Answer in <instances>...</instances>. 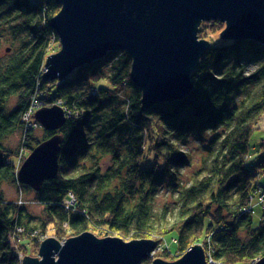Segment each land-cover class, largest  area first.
Returning <instances> with one entry per match:
<instances>
[{
    "label": "trees",
    "instance_id": "trees-1",
    "mask_svg": "<svg viewBox=\"0 0 264 264\" xmlns=\"http://www.w3.org/2000/svg\"><path fill=\"white\" fill-rule=\"evenodd\" d=\"M62 6L61 0H0V31L11 25L20 36L15 53L0 60V185L17 184L23 198L24 190H33L18 181L19 167L10 157L19 149L7 146L11 136L28 133L22 150L55 133L63 136L57 176L33 191L43 205L39 222L27 219L28 203L19 205L0 191V264H21L10 240L17 226L24 228L23 248L22 240L37 241L35 233L52 227L58 240L92 232L160 244L170 236L176 249H164V257L200 244L221 264L262 258L264 190L258 178L264 158L250 164L249 153L264 116V44L224 38L210 44L191 72L190 94L147 108L126 51L109 52L62 79H45L47 57L60 42L51 21ZM222 27L219 20L204 21L199 38L205 39V28ZM34 95L60 99L67 110L65 123L43 129L41 138L22 121ZM13 98L16 106L9 110ZM202 133L210 136L200 138L204 154L193 162L184 147L191 135ZM163 188L175 206L156 217L154 201ZM70 192L76 201L67 207Z\"/></svg>",
    "mask_w": 264,
    "mask_h": 264
},
{
    "label": "water",
    "instance_id": "water-1",
    "mask_svg": "<svg viewBox=\"0 0 264 264\" xmlns=\"http://www.w3.org/2000/svg\"><path fill=\"white\" fill-rule=\"evenodd\" d=\"M52 19L61 50L49 55L45 79H62L76 67L92 63L112 51H126L133 59L131 77L142 90L143 103L184 98L193 90L191 72L209 48L199 38V25L219 20L224 39L254 40L264 44V0H61ZM46 130H58L66 120L53 105L35 114ZM63 136L40 142L17 171L18 181L39 190L59 171ZM4 152L0 149V160ZM157 246L153 239L125 240L98 237L92 232L66 239L46 238L40 256L26 255L22 264H140ZM264 264V256L253 261ZM152 264H209L203 247L193 245L176 261L156 258Z\"/></svg>",
    "mask_w": 264,
    "mask_h": 264
},
{
    "label": "rangeland",
    "instance_id": "rangeland-1",
    "mask_svg": "<svg viewBox=\"0 0 264 264\" xmlns=\"http://www.w3.org/2000/svg\"><path fill=\"white\" fill-rule=\"evenodd\" d=\"M206 34H205V40H208V42L212 45L215 42H221L222 36L221 32L223 31L224 27H222L219 30H216L215 32L211 31L210 28H205ZM14 29L11 27V25H6L2 31H0V60H5L9 57H11L15 50L19 48L20 43V36L15 34ZM199 35V34H198ZM61 43H55L52 46V49L50 50V54L56 53L61 50ZM256 63H252L249 66V69H254ZM16 106V98L11 99V102L9 103V110L14 108ZM40 127L36 129H30V132L32 131L34 133L35 137H43L44 136V128L42 127V124L40 121ZM46 130V129H45ZM209 133H202L200 136L191 135L189 139L186 142L187 147H184L186 150H188L193 158V162L199 161L200 158L204 154V150L201 145L200 138L205 137L207 138ZM28 138V133L22 131L18 132L15 135L11 136L8 140V145L10 146L15 152L17 149H19V152L17 151L16 154L10 157V160L15 164V166L18 168L21 166V164L24 162L26 157L30 154L31 149H25L20 156L21 152V145L22 143ZM249 163L254 164L258 163L262 158H264V116L259 120L258 124L256 125L252 136L250 140V153H249ZM107 163L104 164L103 168H106L108 165ZM193 170V167H189L187 169H184V173H189ZM258 184L262 190H264V174L261 175L258 178ZM33 189V188H32ZM0 191H2L5 195V197L8 200H14L18 201V196L20 195V190L18 189L17 184H11L8 182H3L0 185ZM24 198L27 200L28 204H26L24 207H26V211L29 214L28 220H31L32 224H36L40 221V217L43 213V205L35 201V193L33 190L26 191L24 190ZM175 202V197L171 195L169 192H167V188H163L157 195L154 201V209L156 212V217H159L160 213H163V211L166 210H172ZM42 233L38 232L35 236H37L38 240H30V239H24L22 240L23 243L27 244L26 248L23 246L18 248V238H14L11 236V244L17 254L19 256L18 252L20 251L23 259L26 255L30 257H38V259H41L40 256V246L43 242L41 240L43 237L49 238V237H55L53 228H49L45 234L40 235ZM114 236V235H110ZM25 236H23L24 238ZM101 237H107V235H101ZM168 238H165L164 240L167 241L170 244V251H174L176 249V243L173 242L174 239L170 238V236H167ZM64 240V239H63ZM62 241V240H60ZM20 243V242H19ZM159 244V243H158ZM200 245V244H199ZM202 246V245H201ZM161 252L157 253L153 257H149L150 260L146 261L143 260L140 264H152V262L156 258H162L167 261H176L180 259L184 254L183 253H177V255L170 254L169 257L160 256Z\"/></svg>",
    "mask_w": 264,
    "mask_h": 264
},
{
    "label": "built area",
    "instance_id": "built-area-1",
    "mask_svg": "<svg viewBox=\"0 0 264 264\" xmlns=\"http://www.w3.org/2000/svg\"><path fill=\"white\" fill-rule=\"evenodd\" d=\"M53 105H57V106H60L63 108L64 112H66V108L65 106H63L62 104V101L60 99H57L55 101H48V100H45V99H42L40 98L38 95H34L32 98H31V101L27 107V109L25 110V112L23 113L22 115V121L24 122L25 124V130H30V129H36V128H39L40 127V123L38 122L37 118H35V114L38 110H40L41 108H44V107H50V106H53ZM24 150L21 149V152H20V156L22 155ZM18 201L17 203L19 205H24L26 203H28L22 196V193L19 195L18 197ZM76 199H75V196L73 193H69V197L68 199L66 200L65 204L67 205V207L69 206H72L74 203H75ZM24 232V228L22 226H17L16 227V230L15 232L11 235L13 236V239L14 238H18V244L20 242V239H21V234H23ZM36 232V231H35ZM37 234V233H35ZM43 235V234H42ZM46 237H43L41 240H45ZM62 243L65 242V240H62L61 241ZM173 242H176V240L174 239ZM203 247V246H202ZM18 248H19V245H18ZM164 249H168L170 250V244L167 242V241H163L162 243L160 244H157L155 250H153L150 254H149V257H153L154 255H156L157 253L163 251ZM206 253V252H205ZM208 253V252H207ZM206 253V256H207V261L209 264H221V263H217L215 262V260L212 259L211 255H207ZM19 254V259H20V262L22 264L23 262V256L21 254V252L19 251L18 252ZM254 262H251L249 264H253Z\"/></svg>",
    "mask_w": 264,
    "mask_h": 264
},
{
    "label": "clouds",
    "instance_id": "clouds-1",
    "mask_svg": "<svg viewBox=\"0 0 264 264\" xmlns=\"http://www.w3.org/2000/svg\"><path fill=\"white\" fill-rule=\"evenodd\" d=\"M66 241V240H65ZM149 258V257H148Z\"/></svg>",
    "mask_w": 264,
    "mask_h": 264
}]
</instances>
